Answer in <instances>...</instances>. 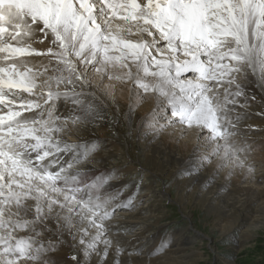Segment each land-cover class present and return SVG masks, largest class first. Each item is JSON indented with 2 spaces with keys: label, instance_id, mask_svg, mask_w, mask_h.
Masks as SVG:
<instances>
[{
  "label": "snow or ice",
  "instance_id": "snow-or-ice-1",
  "mask_svg": "<svg viewBox=\"0 0 264 264\" xmlns=\"http://www.w3.org/2000/svg\"><path fill=\"white\" fill-rule=\"evenodd\" d=\"M117 85L133 104L152 99L149 141L173 125L200 140L176 180L253 177L264 0H0V264H59L68 240L74 264H133L109 224L129 185L96 167L98 138L78 142L109 120ZM127 119L130 132L132 105Z\"/></svg>",
  "mask_w": 264,
  "mask_h": 264
},
{
  "label": "bare ground",
  "instance_id": "bare-ground-1",
  "mask_svg": "<svg viewBox=\"0 0 264 264\" xmlns=\"http://www.w3.org/2000/svg\"><path fill=\"white\" fill-rule=\"evenodd\" d=\"M130 105L133 106L134 119L132 121V124H134L136 129L135 133L137 134L140 149V152L138 151L140 153L139 158L143 163L142 166L147 170L145 177L150 178L151 180L150 184L147 182L149 185L141 191L143 192L142 194H144L142 197L143 200L141 202L134 200L130 204L128 203L127 199L124 198V200L122 198L124 201L123 206L125 207L126 205L130 204L132 206V210H125L121 215H123V217L137 216V222L139 223H137L138 226L136 225L138 228V230L136 228L137 232L132 231L130 232L129 236H124L121 235L122 231L110 228V238L114 243L119 242L129 250V252L131 253L133 264H144L145 261H148V264H199L201 259L204 258L202 256V254L204 253L202 250L203 245L199 242H202V240H200V237H206V235L198 231H196L198 235L192 234L191 231L188 230L189 226H186L182 230L177 231L168 229V227H166L164 223L165 212L169 208V206H171L169 205V200L165 199L164 196L165 194L171 196V192L173 189L174 190L171 197H174L175 201H173L176 202L179 207H181L182 214L186 219H188L187 221L189 222V224L191 223V218L193 217V207L199 209H204L205 207L207 210L212 209L210 214L214 216L213 229L215 230V232L216 230H221L220 236L227 235L228 238H226L231 240L230 243H232L233 240H236L235 236L237 232L241 231V228L243 226H247L248 224L249 227H252L259 223H262L260 222L259 218L262 219L264 216V138L261 137L260 133L250 134L251 136H254L255 140L257 141L254 145H252L249 156L247 157V160L255 162L256 165L255 175L253 177L246 179L241 174H236L229 178L226 173H222L218 176V180V177L216 178L214 184L208 187H204L201 182L190 183L187 179H175V175L182 169V167L185 166L183 163L192 156L196 146L201 143L196 134L190 129H186L179 125H173L172 127L166 129L163 139L149 141L143 134L140 115L147 114L153 108L154 104L152 99H136L135 103L133 104V100L130 98L128 92L122 91L120 89V86L117 85L116 100L114 106L110 108L109 112H113L116 114L125 113V119L123 122H127L129 124L127 113ZM258 110V106L256 105H254L251 109V111L253 112H257ZM248 119L249 122L254 125L261 124L259 117L256 115H252ZM103 125L99 127V130L101 132L97 133L94 129H92L90 133H84L83 141H78L87 143L90 138H98V143L101 150L98 152L99 159L97 163L100 164L101 167L105 162L116 158L117 152L121 151V145L120 143H117L118 141L109 142L110 140L107 141L105 139L106 137L103 138V133H106V129L103 127ZM128 141L130 140H128V138L126 137L127 148L129 147ZM200 150L203 151V147H201ZM113 165L115 166V164ZM130 165H128L126 169H123L121 171H114L113 176L116 177L115 183L117 187L122 185V182H119L122 171L125 174L127 171L129 172L130 170H135V167ZM115 167L117 168V166ZM205 175H207V173H205ZM152 176L161 178L167 177L168 179H171V186H169V188L160 190V185L163 187V184H160L158 186L157 181H155V179H153L154 177ZM163 190L165 191L164 195ZM240 193H242L243 195H241ZM229 206H234L233 208H239L240 213H229ZM112 217L113 215L110 218ZM113 219L109 220V224L112 223L111 221H113ZM128 221L131 222V218L130 220L128 219ZM128 228L130 230L131 227ZM139 234L142 235V238ZM173 234L174 242L171 243V246H168L165 241H173ZM134 235H139V238L141 239H138L137 241L135 239V241H132L131 238H136L134 237ZM208 237L210 238V235H208ZM242 237L245 238L246 236L242 235ZM130 239L132 242L128 243L129 241L127 240ZM67 242L70 243V247L72 246L77 252H79L78 256L76 257L80 259L81 249L78 246H74L73 241L68 240ZM160 244H165L166 250L160 249L155 255L149 257L148 253L154 248H157ZM141 248L143 249V253L139 258H137L136 250ZM68 255H71V252L67 249H64L63 247H59L55 251V259L59 262V264H74L73 260H71L70 258L67 260L65 258V256ZM219 255L220 254H218V256ZM125 259H128V256H125Z\"/></svg>",
  "mask_w": 264,
  "mask_h": 264
},
{
  "label": "rangeland",
  "instance_id": "rangeland-1",
  "mask_svg": "<svg viewBox=\"0 0 264 264\" xmlns=\"http://www.w3.org/2000/svg\"><path fill=\"white\" fill-rule=\"evenodd\" d=\"M117 119L119 120L118 124L115 123V121ZM124 119H125V113L116 114L113 112H109V120L105 121L104 123L97 124L96 127H94L93 129L97 133H99V132H101L99 130L100 129L99 127L104 124L103 127L106 129V133H103V135H104L103 138L106 137L105 139L107 141L110 140L109 142H111V141L117 142L118 141L117 143H120V145H121V148H120L121 151L117 152V157L105 162L102 165L103 168L101 167L100 164L96 163V167L98 169L113 170L111 173L113 175L114 171H121L123 169H126L128 167V165H130V164H131L130 166L135 167V170H132L133 172L130 170L129 172L127 171L124 174V172L122 171L121 172L122 175L120 174L121 177L119 178L120 179L119 182H122V184H128L129 187H127V189H125V191L122 193L121 197H119L118 200L116 201V203L114 205V208H115L114 215L112 218H110V220H112L114 218L113 221H111L112 223L110 222L111 223L110 224L111 229L122 231L121 235L129 236L130 232H132V231L137 232V230H138L137 226L139 223L137 222L138 221L137 216H135V217H130V216L129 217H123V215H121L122 212H124L125 210H128V211L132 210V206L130 205L131 203L129 205L125 204L126 205L125 207L123 206V202H124L123 199L124 198L126 199V197L127 198L131 197V200L133 199L132 201L137 200L138 202H141L143 200L142 197L144 195V194H142L143 192H141V191H142V189H145L146 186H148L150 184L151 179L145 177L147 170L144 169V167L142 166L143 163L141 162V160L139 158L140 149H139L137 134L135 133L136 132L135 126H134V124H132L131 131L129 132V124L127 122L124 123L123 122ZM81 135L84 136V133H82ZM126 137L128 138V140H130V141H128L130 148L129 147L127 148ZM134 138H135V140H134ZM71 140L75 141V140H78V138L71 136ZM137 147L139 150L137 149ZM123 148H125V149H123ZM113 164H115V166H117L118 169ZM104 166L105 167L108 166V167L105 168ZM121 166H123V167H121ZM141 176L142 177L144 176L143 179H145V180H143L141 184L136 183V182H139ZM152 177H154L153 179H155V181H157L158 186L160 184H163V187L160 185V188H159L160 190H162L164 188H169V186H171V183H170L171 179H168L167 177H164V178L157 177V176H152ZM218 179H219V177L217 178V180ZM142 184H144V185H142ZM137 189H138V191H137ZM173 190H172V192H173ZM172 192H171V196H172ZM164 193H165V191L163 190V195H164ZM240 194L243 195L242 193H240ZM171 196L167 195V194H165V196H164L165 199L169 200V205H171V206H169V208L165 212L164 223H165L166 227H168V229H172V230L177 231V230H182L186 226H189L188 230H190L192 234L198 235V233L196 232V231H198V232L206 235V237H203V236L200 237V240H202V242H199V243L203 245L202 250L204 253L202 254V256L204 258L201 259L199 264H264V216L262 219L259 218L260 222H262V223H259L255 226H252V227L251 226L249 227L248 224H247V226H243L241 228V231L237 232V234L235 236L236 240H233V242L230 243L231 240L227 239L228 238L227 235L226 236L225 235L220 236L221 230H218V231L216 230V232H215V230L213 229L214 216H212L210 214L212 209H210V210L208 209L209 210L208 211L205 207H204V209L203 208L199 209V208L193 207L192 208L193 217L191 218V223L189 224V222L187 221L188 219H186L185 216L182 214L181 207H179L177 205V203L174 202L175 201L174 197H171ZM135 198H137V199H135ZM116 206H118V207H116ZM233 207L229 206V209H228L229 213L230 212L240 213L239 208H233ZM119 218H120V220H119ZM130 218L132 220L131 222L128 221V219L130 220ZM132 218H134V219H132ZM133 221H135V222H133ZM187 222H188V224H187ZM126 224H127V226H126ZM117 227H118V229H117ZM128 227H131L130 230ZM136 228H137V230H136ZM139 235L142 238V235L141 234H139ZM139 235H134V237H136V238H131V237H129V238H131L132 241L133 240L135 241V239L137 241L138 239L139 240L141 239V238H139ZM208 235H210V238L208 237ZM242 235H244L246 237L243 238ZM131 239L127 240V241H129L128 243L132 242ZM67 245H69V246H67ZM69 247H70L69 242H66L65 245L63 246L64 249H67L71 252V255L65 256V258L67 260L69 258L71 260H73L72 257L78 256L79 252H77L72 246L70 248ZM218 254H220V255L218 256Z\"/></svg>",
  "mask_w": 264,
  "mask_h": 264
}]
</instances>
